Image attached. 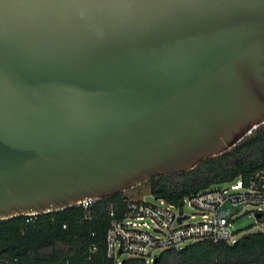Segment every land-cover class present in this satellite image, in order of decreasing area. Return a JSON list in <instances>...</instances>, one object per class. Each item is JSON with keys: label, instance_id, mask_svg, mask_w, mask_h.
<instances>
[{"label": "water", "instance_id": "95a60500", "mask_svg": "<svg viewBox=\"0 0 264 264\" xmlns=\"http://www.w3.org/2000/svg\"><path fill=\"white\" fill-rule=\"evenodd\" d=\"M263 124L264 0H0V220L190 170Z\"/></svg>", "mask_w": 264, "mask_h": 264}, {"label": "trees", "instance_id": "16d2710c", "mask_svg": "<svg viewBox=\"0 0 264 264\" xmlns=\"http://www.w3.org/2000/svg\"><path fill=\"white\" fill-rule=\"evenodd\" d=\"M258 170L264 171V124L229 150L201 160L190 170L152 177L138 186L180 205L185 196L200 189ZM126 192L94 199L86 208L73 205L0 220V264H117L107 255L105 235L109 213L121 214L125 200L131 198ZM258 220L264 221V212ZM119 264L148 263L130 255ZM155 264H264V230L244 233L233 245L202 239L181 248H166Z\"/></svg>", "mask_w": 264, "mask_h": 264}, {"label": "built area", "instance_id": "2783aa9c", "mask_svg": "<svg viewBox=\"0 0 264 264\" xmlns=\"http://www.w3.org/2000/svg\"><path fill=\"white\" fill-rule=\"evenodd\" d=\"M157 200L158 203L129 198L121 214L109 213L106 250L117 264L121 253L141 257L151 264L162 250L181 248L195 240L233 243L237 238L230 228L231 221L243 206L254 207L255 215L264 212V171L200 189L185 196L180 205ZM92 201L87 199L75 205L86 208ZM184 207L192 212H185ZM154 250L159 253L153 255Z\"/></svg>", "mask_w": 264, "mask_h": 264}, {"label": "rangeland", "instance_id": "374dc122", "mask_svg": "<svg viewBox=\"0 0 264 264\" xmlns=\"http://www.w3.org/2000/svg\"><path fill=\"white\" fill-rule=\"evenodd\" d=\"M126 194L133 199H142L148 202H156L155 197L149 192V190L141 185L135 187L126 192ZM254 207L251 205H244L240 213L231 221L230 228L235 233V238L240 237L242 234L247 232H255L264 229V221H259L253 211ZM185 212L191 213L192 210L189 207H184ZM184 243L183 245H185ZM159 250H154L153 255H157ZM130 256L128 253H121L118 258L123 259L124 257Z\"/></svg>", "mask_w": 264, "mask_h": 264}]
</instances>
